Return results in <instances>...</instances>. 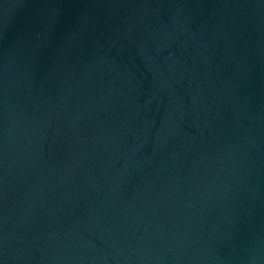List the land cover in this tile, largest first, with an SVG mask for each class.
Returning a JSON list of instances; mask_svg holds the SVG:
<instances>
[{"label":"water","instance_id":"water-1","mask_svg":"<svg viewBox=\"0 0 264 264\" xmlns=\"http://www.w3.org/2000/svg\"><path fill=\"white\" fill-rule=\"evenodd\" d=\"M0 264H264V0H0Z\"/></svg>","mask_w":264,"mask_h":264}]
</instances>
